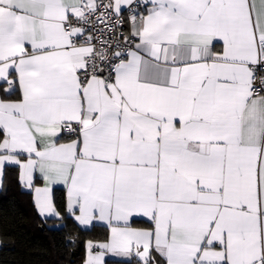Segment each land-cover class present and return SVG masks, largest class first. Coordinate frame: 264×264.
<instances>
[{"label": "snow or ice", "instance_id": "6c2138e0", "mask_svg": "<svg viewBox=\"0 0 264 264\" xmlns=\"http://www.w3.org/2000/svg\"><path fill=\"white\" fill-rule=\"evenodd\" d=\"M10 171L83 264H264V0H0Z\"/></svg>", "mask_w": 264, "mask_h": 264}, {"label": "trees", "instance_id": "16d2710c", "mask_svg": "<svg viewBox=\"0 0 264 264\" xmlns=\"http://www.w3.org/2000/svg\"><path fill=\"white\" fill-rule=\"evenodd\" d=\"M56 195L62 199V193ZM53 223L58 221L49 219ZM106 235L103 227L82 231L71 219L62 230L50 228L37 214L31 195L16 183L15 172H6L0 188V264H81L85 242H102ZM69 236L77 237L74 246ZM106 264L117 260L107 259Z\"/></svg>", "mask_w": 264, "mask_h": 264}, {"label": "crops", "instance_id": "0c3cea01", "mask_svg": "<svg viewBox=\"0 0 264 264\" xmlns=\"http://www.w3.org/2000/svg\"><path fill=\"white\" fill-rule=\"evenodd\" d=\"M31 199H32V197H31ZM85 256H86V249H85V252H84V256H83V260H82V263L81 264H83V261H84V259H85ZM106 260L107 259H110V260H118V258H116V257H111V256H106V258H105Z\"/></svg>", "mask_w": 264, "mask_h": 264}]
</instances>
